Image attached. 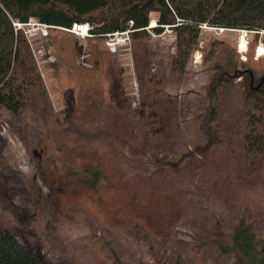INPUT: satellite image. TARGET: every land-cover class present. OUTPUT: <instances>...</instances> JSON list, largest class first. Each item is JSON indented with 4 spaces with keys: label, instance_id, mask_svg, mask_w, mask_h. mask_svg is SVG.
<instances>
[{
    "label": "rangeland",
    "instance_id": "rangeland-1",
    "mask_svg": "<svg viewBox=\"0 0 264 264\" xmlns=\"http://www.w3.org/2000/svg\"><path fill=\"white\" fill-rule=\"evenodd\" d=\"M39 23L22 29L50 106H0V225L52 264H245L231 234L244 219L264 238V158L243 149L250 80L238 71L253 89L263 32L247 31L242 52L244 31L201 25L181 67L165 27L111 52L104 37ZM229 58L233 70L215 69ZM220 78L221 142L200 152Z\"/></svg>",
    "mask_w": 264,
    "mask_h": 264
},
{
    "label": "trees",
    "instance_id": "trees-1",
    "mask_svg": "<svg viewBox=\"0 0 264 264\" xmlns=\"http://www.w3.org/2000/svg\"><path fill=\"white\" fill-rule=\"evenodd\" d=\"M157 13L151 31L159 34L165 25L175 31L176 58L182 67L198 41L201 25L255 31V39L264 31V0H0V106L13 115L50 106L48 93L33 52L22 28L14 21L27 23L34 18L53 29L69 28L72 23H89L93 36L124 30L132 20V38L147 37L149 14ZM260 43L264 47V33ZM215 69L231 71L236 64L229 58ZM227 78L212 80L207 87L208 111L201 127L207 135L206 151L221 142L215 124L217 90ZM245 130L243 149L254 158H264V83L244 90ZM195 151L184 154L190 156ZM1 164V157H0ZM231 247L245 264H264V238H258L250 222L240 219L231 234ZM0 264H52L20 244L0 225Z\"/></svg>",
    "mask_w": 264,
    "mask_h": 264
},
{
    "label": "built area",
    "instance_id": "built-area-1",
    "mask_svg": "<svg viewBox=\"0 0 264 264\" xmlns=\"http://www.w3.org/2000/svg\"><path fill=\"white\" fill-rule=\"evenodd\" d=\"M155 23H156V21L154 23L151 22L149 24V26H147L145 28L148 29V28L154 27L156 25ZM13 24H14V26L16 28H19V27L22 28V26L25 25L26 23H20V22L14 21ZM39 24H40L39 27L41 29L42 34L47 33V28H49L50 26L47 25V24H43V23H39ZM132 25H133L132 20H129L128 21V26H127L126 29H124V30H115V31H112V32L104 33L102 35V37H104V39H105L106 46L108 47V49L111 52H115L119 46H123L124 44L127 43V40L129 38V36L131 35V32L133 31ZM164 27L168 31L173 30V28L170 25H165ZM217 28H219L220 30L224 29L223 27H217ZM62 29L67 30L69 32H72L76 36H79V37H90V36H93V33L91 31L92 25L87 23V22H85V23L74 22V23H72L71 27L62 28ZM239 30L244 31V33L239 35L238 49H239V43L243 39L245 40L246 48H247V43L248 42L246 40V35H247V31H251V30H247V29H239ZM261 32L264 33V31H261Z\"/></svg>",
    "mask_w": 264,
    "mask_h": 264
},
{
    "label": "bare ground",
    "instance_id": "bare-ground-1",
    "mask_svg": "<svg viewBox=\"0 0 264 264\" xmlns=\"http://www.w3.org/2000/svg\"><path fill=\"white\" fill-rule=\"evenodd\" d=\"M154 23V22H153ZM224 30V29H223ZM239 50L240 51H245L246 50V43H245V40L243 39L242 41H240V43H239ZM256 54H258V55H262V54H264V47L263 46H258L257 47V51H256Z\"/></svg>",
    "mask_w": 264,
    "mask_h": 264
},
{
    "label": "water",
    "instance_id": "water-1",
    "mask_svg": "<svg viewBox=\"0 0 264 264\" xmlns=\"http://www.w3.org/2000/svg\"><path fill=\"white\" fill-rule=\"evenodd\" d=\"M245 72H248L250 75H252L251 71L249 69H245V70H239L238 71V76H241ZM263 83H264V73L259 77V80H258V82L256 83V85L254 86L253 89H256V88L260 87ZM251 87L252 86H250V88Z\"/></svg>",
    "mask_w": 264,
    "mask_h": 264
},
{
    "label": "flooded vegetation",
    "instance_id": "flooded-vegetation-1",
    "mask_svg": "<svg viewBox=\"0 0 264 264\" xmlns=\"http://www.w3.org/2000/svg\"><path fill=\"white\" fill-rule=\"evenodd\" d=\"M245 73H248V72H245ZM252 74V73H251ZM248 75H249V80H250V84H249V86H252V83H253V77H252V75H250L249 73H248ZM256 85V84H255Z\"/></svg>",
    "mask_w": 264,
    "mask_h": 264
}]
</instances>
